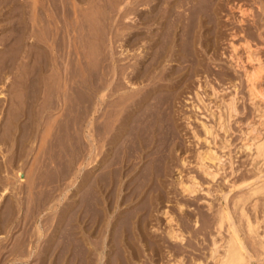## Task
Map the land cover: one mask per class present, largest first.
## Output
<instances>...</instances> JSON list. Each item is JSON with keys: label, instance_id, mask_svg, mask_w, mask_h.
<instances>
[{"label": "rangeland", "instance_id": "rangeland-1", "mask_svg": "<svg viewBox=\"0 0 264 264\" xmlns=\"http://www.w3.org/2000/svg\"><path fill=\"white\" fill-rule=\"evenodd\" d=\"M124 1L125 0H0V12H1L0 14H2L5 11L10 12V17H11V19L9 18L10 19V24H9L10 26L18 24L19 20L17 19V23L15 21H16V18H18L20 16V13H24L25 18L27 19V21L30 25H33L31 23L35 22L34 23L35 26H31V28L32 27L37 28V26H38L37 30L39 28L42 30L44 27L42 24H46L43 21V19H41L42 17H44L43 14L49 18V22H51V23L52 22L54 23V20H55L51 17V15L55 14V17L54 16L53 17L56 18L57 22L55 21V23L52 25H55V24L57 26L60 25V26H58L59 32H57L58 33V35H57L58 39H56V41H54L55 39L53 40L54 44H53V41H51L52 40V38H51L52 32L50 31L51 35L48 33L49 32L48 30H51L52 27H50V29H49V27L46 26L48 24L45 25V27H47L48 29L46 30L44 27L45 31L43 33H41L40 29L38 31L32 32L33 35H37L36 36L37 39H36V37H34L32 35L31 31H30V33L28 32V34L32 35V36H29L27 34L28 36L25 40L26 44L24 43L25 46L23 45V53H21L23 55V57L21 54L19 55V57L21 56L20 58L22 59V61L18 57L17 58L18 60L16 59V61H18V64L16 63V61L14 64V66H16V68L14 67L13 72H15L16 70L17 71L15 73H12V74L13 75L16 74V76H15L16 78L14 77L15 79H13V80L10 79L12 81V82L10 81V83H9V81H6L7 83L5 82L4 86L0 83L1 89H3L5 91V92H3L5 94V96L0 98V100L2 99L1 101L3 102L2 103L0 101L3 104V105L0 104V105H2L1 107L3 108V107L7 106V108H8L6 100L9 96L13 95L12 97H13V99H15V100L12 99L13 100L11 102L12 106H11V104L9 105V115H10V112H11V114L12 113L15 114L16 113L15 111H17V113L14 116L8 115V117L13 116V118L14 117L16 118V116L19 115V113L23 114L24 111H28V110L30 111L29 105L28 106L25 105V101H24L25 92L28 90V94H30L29 93L30 88L27 87V89H26V86L29 84V78L32 75L30 70L33 69L31 67L33 62H34V64L38 63L37 65L41 64V62L43 61L42 55H44L42 51H41L42 52L41 55H39V56H38V54L35 53L36 50L39 51L41 49L36 48V50H35V48H34L35 45L30 46V43H32V42L37 41V43L39 42L38 44H41V46H43L45 44L43 46V48H45V51H46V52H44L45 54H49L50 52H52L49 47H51V46L54 47L56 44L55 48L59 51L60 54L63 53V54H61L60 59L58 60L60 62V64L62 63L59 66H60L61 71H62L61 66L65 64V66H63V68H65L64 72L66 73V70L69 71L68 69L70 68V64L68 63V60L70 61V59H71V58L70 59L68 58V57H70V53L68 54V52H70L72 50V48H70V45H71L70 41H72V39H76V41H74V42L76 45L77 44L78 45L75 46L74 52L75 53L77 52V53L76 54L74 53L75 54L74 56L77 55L76 57H78V56L79 57L77 59L76 57L73 56V58L77 59V60L76 59L75 60L73 59V60H74V62L77 63L76 67L78 66V68L76 70H77V73L78 72L79 73L77 74L76 79L78 80V84L80 83L79 84L80 86H81L83 81L85 83L88 80L87 77L89 76L90 72L93 71V68H95V70H96V68H98L96 66L100 65L101 61L105 57L107 59V60L104 59V60H106V63L113 61L115 66H118V67L119 66H126L125 70H127L126 72L129 75V77H130V74L133 76V74L135 73L134 71H137V69H140L141 66L139 67V60L141 61L140 65L143 63L147 64L150 61V56L147 54L146 57H143L144 53H142V46H141L142 43L138 41L139 37L142 36V34L144 35V33H142V31H144L145 33L149 32V30H147V32H146L143 28H142L143 30L141 28H139L141 25L138 23L139 16L141 15L142 10H144L147 7H145V8L142 7L141 4H139V2L137 0H127L125 2ZM151 1L156 2L153 0H151ZM173 1L174 0H167V1L162 0V2H161V0H160L158 2V8L160 6L164 7V5L166 7L168 5L167 4L168 2L170 3ZM131 2H132V4H131ZM189 2H190V0H187L186 5L180 4V8L177 4H176L177 7L174 4L175 7L172 6L173 10L175 9L178 12L174 10L175 14L171 18L173 20L174 19L176 20L179 16L185 17V15H186V17H185L186 19L184 22L187 23L186 21H188V23H189V24H187L188 28H192V29H189V32H190L189 34H191L193 32L192 30H194V29L200 30V31H198L196 38H194V43L196 40V44L194 45V47H192L190 44H188L189 55L187 56L188 58H187V61L185 64L184 60H182L183 62L181 61V59H183V58H181L183 52L181 50L182 45L180 44L181 43L180 33L182 34V30H181V28L178 27L175 31L177 33V34L175 33V35H176L175 37L178 39V41L176 40V38L174 39L175 42H174V48L173 49L175 50V52L173 50V54H172L173 57H171L172 55H169L168 57H166V59H164V61H163V64L161 63L158 70H157V73H158L157 76L159 75L158 79L160 77L163 78V76L165 75V71L169 72L172 70L171 74H170L172 77L169 76L168 78H170V80L167 79L169 82L167 80H165V81H161L160 83L162 85L164 84V86H165V87H163V90L166 88V83H167L170 86V91H172V94H171V92H169V94H171L170 96L172 98L170 100L171 102H169V104H168V105H171V108H169L170 106H168L166 109V112L168 113L169 116H171L169 118H171L170 119V123L172 122L171 125L172 124L174 125V129H175L174 130L175 131L174 137L175 138H174L173 144H172V152H171V157H170L171 160L169 159V162L165 168V172L161 175L162 177L160 176V177H158L157 180L154 181L155 190H153V191L151 190L148 193L149 195L148 194L145 195V197H146L145 200L149 196L152 197V203L150 206H146L145 210L140 212L142 215V218H143V219L142 218L140 219V229L144 234L142 233L143 237H141V235H138L139 231L138 232L135 231L136 232L135 233L136 235L134 234L135 239H136V240H134L135 241V248L139 247L138 250L141 253H140V257L137 259V261H136V259H135V261L132 260L131 263H133V264H137V263L138 264L139 263L140 264H157V262H161V261H162L161 262L162 264H171V262L173 261V256L174 257H176V256L182 257L184 259V264L186 261H187L186 264H195L197 262V260L198 261L201 260L202 264H204V263L205 264H212L213 262L210 261V259L207 256V253L209 254L208 250L211 247L212 237L215 236L216 232H217V230H216L217 227L215 226L216 222L214 220L215 219L214 218V216H215L214 210L219 206V204L220 205L223 204V206H224V204H226V205H229V207H230L234 198H236L239 195H242L243 193H245L247 191V188H249L247 186L248 183H249L248 185L255 186V185L259 184L261 181H263L262 179H264L263 174H262L263 172L262 173L258 172V169H263L264 165H261L260 163L258 164L256 161L253 162L251 152L249 150L245 149L243 146V144L247 142L246 138L248 137V135L246 136V132L248 131L250 125H254L256 123L257 129L261 130L262 132H263L264 127H261L257 124L258 120H259V117H258L259 113L255 110L254 105L251 104V101L249 100V95L247 92L248 88L246 86L247 84L244 81V79H245L244 76L242 75L243 70L240 67H238L237 65H235L238 63H236L234 61V59L231 58L234 55V53L230 49L231 48L230 47L231 42L233 44H235V46H238L237 47V55L239 57H242L241 60H243V59H245L244 58L245 57V51H244L245 47L243 48V46H246L244 44L248 41L246 44H248V43L250 44L249 46H251V48L253 50H255L258 57L261 59V61H263V64H264V0H213V2H212V0H207V1L205 0L207 5H208V3H213V4H211L212 6L210 5V10L205 11L206 14L209 13L211 18L208 17V20L204 23L205 26L202 29L198 28L199 26L197 27L198 23H197V19H196L197 17L196 16H198V14L195 15L193 13V10H191L192 7L187 6V5L192 6L194 4V1H193V3H191L192 2V0H191L190 4H189ZM232 4L233 5L236 4L238 6V8L236 7V5L233 6ZM213 5L216 7L214 8ZM128 7H130V9ZM188 7L190 8V10L187 9ZM240 8L244 9L243 10L244 13H241L240 10H242V9H240ZM21 9H23V10H21ZM183 9H185V10H183ZM44 10L46 13L44 12ZM186 10L187 11L189 10L190 12H192V14L190 12H187ZM245 10H247V11H245ZM215 11L217 14H214ZM176 12H177V15H176ZM179 13H182L184 15L179 14ZM18 14H19V16H18ZM40 14H42V16ZM59 14H61V15H59ZM146 14L148 15V13H146ZM26 15H27V17H26ZM16 16H18V17H16ZM36 16H38V17H36ZM70 16H72V17H70ZM124 16L126 18L127 17L128 18L126 19ZM175 17H177V18H175ZM50 18L52 21L50 20ZM71 18L73 19V21ZM130 18H132L133 21H131ZM187 18H188V20H187ZM14 19H15V21H14ZM75 19H76V21H75ZM108 19L110 21H108ZM239 19H242V20H239ZM41 20L44 23L41 22ZM69 20H70V22H69ZM114 20L117 22V24L115 23ZM36 21L37 22L39 21L40 26ZM240 21H241V23H240ZM210 22H212V23H210ZM13 23H15V24H13ZM67 23H69V24H67ZM71 23H74V24H71ZM192 23H194V24H192ZM206 24L208 26H206ZM3 25H4V23H3ZM66 25H67V27H66ZM10 26H9V29H6V30H1V28H0V50H1L0 55L2 56V54H4V51H7L8 47L10 48V50H8L9 52L7 51V53L5 52V54L2 57L0 56V61H1L0 66L2 64L4 65L5 60H3V58L6 59V63L8 62L7 58L9 56H7V55H12L9 58L13 57L12 53H14V52H12L11 49L19 46L18 43L16 44V42L18 41V35H16L17 33H14V32H16V30H14V32H12L13 33L12 34L11 30H10L11 29ZM71 26H72V29H71V31H69L70 29H67V28H71ZM61 27H64V28H61ZM31 28H30V30H31ZM33 28H32V30L36 29V28H34V29ZM75 28H77V29H75ZM206 28H207V30H205ZM3 31H4V33H3ZM5 31H7V33H10V34L8 35ZM37 32H39L41 35ZM73 33L74 34L76 33L77 35L76 34L73 35ZM134 33L136 35H134ZM115 34H116V36H115ZM137 34H139V35H137ZM6 35H8L10 38L8 36H7L8 37L7 38ZM48 35H50V37ZM59 36L62 39H60ZM178 36L180 38H178ZM205 36L207 37V39ZM31 37H33V38H31ZM38 37H40V38H38ZM1 38L5 41H3ZM13 38L16 39V42ZM242 38H243V40H242ZM133 39L136 40V42H134ZM246 39H247V41H246ZM7 40H8V42H7ZM27 41H29L28 42L29 46L27 44ZM41 41H44V43H42ZM243 41H244V43H243ZM5 43H6V46H4ZM7 43H9L10 45L8 46ZM1 45H3V46L1 47ZM15 45H18V46L15 47ZM28 47L30 49L32 48L33 52L35 51L34 52V54H36L35 56L34 55L30 56L33 54V52H30V55L26 54ZM59 47H61V48H59ZM76 47H78V48H76ZM191 48H193V49H191ZM196 49H197V53L200 56H198L196 54L193 55V51L196 52ZM140 50H141V52H140ZM13 51H15V49ZM16 51H17V49H16ZM148 51H150V50H148ZM177 51H178V53H177ZM180 52H182V53H180ZM37 53L40 54V51ZM28 54H29V52H28ZM66 55H69V56H67L68 60L66 58ZM176 55L179 56V59H177L178 56L176 57ZM49 56H48V59H50ZM32 57H35V58H33L34 60L31 59ZM37 57H39L40 60L36 59ZM40 57H42V58H40ZM209 57H211V58H209ZM168 58L173 59V60L169 59L171 63L169 62ZM197 59L200 61H203V62L197 61ZM30 60H32V61H30ZM99 60H100V63L98 62ZM142 60H143V62H142ZM166 60H168V61H166ZM80 61H82V62L80 63ZM116 62H118V63H116ZM179 62H180V64H179ZM231 62H233V63H231ZM97 63H99V64H97ZM197 63L199 64V66L195 67L196 65H198ZM146 64H144V65H146ZM18 65H19V67H17ZM28 66H30L31 68ZM133 66L136 67L135 68L136 70L134 69ZM137 66H138V68H137ZM50 68L52 71H50ZM50 68L48 67V69H47L48 71L46 70V72H45L46 79L48 78V80L46 81V85H45L46 87L48 84L51 85V80H52V78H54V73H52L54 71L52 68V65H50ZM163 68L165 70H163ZM159 69H161V70H159ZM167 69H171V70L167 71ZM240 69L242 71H239ZM131 70H133V74H132ZM25 72H26V74H25ZM49 73L53 76H51ZM65 73H63V74H65ZM160 73L161 74L164 73V75L162 74L163 76H161ZM46 74L48 75V77ZM178 74H179V76H178ZM183 74H185V75H183ZM222 74H224V75H222ZM13 75L11 76L12 78H13ZM128 75H125V76H128ZM173 76H174V78H173ZM181 77H182V79H181ZM49 81H50V83H49ZM47 82H48V84H47ZM231 82H233V83H231ZM8 83H9V85H7ZM136 83L138 85V86H136V88H140L144 85V84L142 85V83L139 84V82H136ZM146 83H147V81H146ZM261 83L264 86V72L262 75ZM24 84H25V87H24ZM173 84H174V86H171ZM49 85H48V88H49ZM126 85H128V84H126V82H125V91H129V90L133 89L132 87H131L132 89L129 87L126 88L127 87ZM8 86H11V87H8ZM18 86H20V87H18ZM211 87L214 88V90H215L214 92H213ZM79 90H81V91H77L74 94L75 95L74 96L75 104H76V100L78 102L76 104L78 106H77V111L75 113V116H77L80 120L79 121L77 118V123H79V124H77V126H79V130L81 128L83 130V131L80 130L79 134H80V137L82 138V141L85 144L84 145L83 143H81L82 149L83 150L85 149L84 150V154H85L87 151V146H86L85 142H87V140H85L83 137L85 136V138H86L87 133H88L86 131L88 130L87 126H88V119L89 118L87 117L84 119V122L83 121L81 122V114L83 112V109L86 106H88L87 105L88 104V99H87L88 93H86L87 90L83 89L82 87L79 88ZM7 91L10 92L9 96H8ZM11 92H13V93H11ZM21 93H22L23 99H22ZM173 93H174V95H173ZM196 93L198 94V96H196ZM231 93L234 94L233 96L236 99L235 103H236V110L237 111L235 114H233V116L231 118L228 119V117L224 114L222 99H225V100L229 99L232 96ZM14 94L17 96H15ZM47 94H44V96ZM81 95H82V97H80ZM44 96L41 99L39 98V100H41V101L38 100L39 101L38 103L42 104L41 102H43V100L45 101V99H43ZM12 97H10V98H12ZM14 97H16L19 100H17ZM19 97L21 98L22 101L20 100ZM45 97H47L46 98V101H47V99L49 98V94H48V96H45ZM4 101H6V103ZM46 101L42 105L47 104L48 101L47 102ZM19 103L20 104L22 103L20 105V107L23 106L21 109L19 107ZM16 105H18V106H16ZM259 105H260V107H259V109H260L261 106L263 105V103L259 102ZM14 106H15V108H17V107L18 108L17 109L12 108ZM35 107L32 106L33 113L37 109L35 114H39L38 113L39 112L38 106H35ZM12 110H13V112H12ZM20 110H23V111H20ZM169 111L172 113L171 115H170ZM26 113H28V112H26ZM77 113L78 114L80 113V114L78 115ZM220 114H223V116L225 117V120H226V118L228 119L225 122L226 131H224L225 129L220 127V124H218L217 118ZM29 116H30V114L28 113V115H26V117H29ZM30 119L32 122L30 121ZM22 120L24 121L23 118H21V121ZM25 120L26 121H24V122H26L28 127L30 126L29 128L33 129L32 126L34 125L33 124L34 121H33L32 117H30L29 119L25 118ZM28 121H30V122H28ZM44 121H45V123L43 121H41V122H43V124L41 123L42 129L43 128L46 129V127H43V125H46V121H47L46 126H48V122H50L51 120L50 121L44 120ZM52 121H53V119H52ZM52 121L50 122L51 124L49 123L50 124L49 126L55 125L54 121H53L54 124L52 123ZM85 124H87V125H85ZM202 124H205L206 126L212 128V131L214 132L216 137L212 138V136H210V135H205L203 128H202ZM175 125H176V127H175ZM51 128L52 127H50V129ZM47 129H48V127H47ZM47 129H46V131L40 129L39 132H37L38 134L36 133L34 135V136H36L35 138L32 136L33 139H31L30 140L31 142H29L30 144H28V148L32 149L31 153L29 154V158H28L29 162H27V164H25L27 166L24 165L23 168L18 167L19 169H21L19 171V173L21 174V177H22L23 181H25V182H23L22 179L20 182V180L18 179V175H17V169L18 168H14L12 173L10 172L8 174L11 176H8L5 172L1 173L0 178H3V179H1V181H4L5 177H6V179H9L11 177V180H9V181L13 182L14 185H16V186H15V188L8 189V191L3 193L2 199L0 198V264H37V263L40 264L41 263L40 258L43 259L41 264H58L59 263V260L58 261L56 260V259H59L58 244L60 241L59 230H57V229H59L58 227H59V217H60L58 215H60L62 208H67V210L71 209L70 206L72 205V201L74 202V200H75V195H74V192L76 189L75 186L78 184L80 177L82 175H86L84 172L88 173L90 171V170L88 171L90 166L86 165V163L89 162V160L86 156L83 158L84 160H80V162L82 161V163H83L81 165V167H79L80 166L79 164L74 166V168H72V170L70 171V174L66 178L62 179L64 183L62 182V180L58 183L51 182V177L49 176L50 174H48L50 172H48V171H50L49 168H51L53 165H52V163H50V160H48V158L47 159H45V158H46V156L49 155V154L47 155V153H49L48 152L49 147H47L48 146L47 142L49 141L50 137L52 136V135H50V133L51 134L53 133V131L51 132V130L53 128L51 130L50 129L48 130L50 132H48ZM44 132H47L46 135ZM1 133H3V132L1 131ZM42 133H44V135L46 137L43 136ZM45 138H48V139H45ZM204 138H206L208 142H206L204 140ZM21 140L23 141V140H25V138L24 139L21 138ZM65 140L63 141L64 143H65ZM40 143H42V144H40ZM36 147H37V149H36ZM41 147H42V149H41ZM209 149L212 150L214 153H216L218 156H220L222 159V162H223L222 168L219 170L218 174L216 175V177L214 179H211L210 177L203 175L202 171L198 169V163L200 162L198 159V154L203 153L205 151H208ZM45 151H46V153H45ZM36 152H39V153H36ZM34 153H35L36 157H35ZM43 155H45V156H43ZM30 157H32L33 160ZM37 157H38V159H37ZM63 157L59 158V160L61 162L62 161L66 162V160L63 159ZM181 158H183L185 162H183L182 161L183 159H181ZM36 159H37V161H36ZM40 159H41V161H40ZM44 159L46 160V162ZM42 160H44V161H42ZM30 162H31V165L33 166L34 169L31 167V165H29ZM35 162L39 163L40 165L38 164V166H37V164ZM41 162H42V165H44L45 163H46L45 165L50 163L48 166L52 165L51 167H48V168H47V166H45V168H47V170H46L47 173H46V171L45 172L42 171L44 169L43 168L44 166L41 165ZM47 162H49V163H47ZM170 163H171V165H170ZM206 163H207V165L208 164L211 165L210 169L212 171H215L217 169L216 166H214V168H213V166L210 162L206 161ZM37 167L39 170L36 169ZM29 169H30V171H29ZM75 170H76V173H75ZM39 171L41 173H39ZM99 171L100 170L96 168L95 170H93L89 173L90 174L89 177H91V175L94 176V174L99 173ZM30 173L31 174L33 173V174L31 175ZM78 173H80V174H79V177L77 178V176H75V175H77ZM29 174H30V178H29ZM36 174H37V176H36ZM40 174H42V175H40ZM3 175H5V177ZM33 175H35V176H33ZM23 176L25 178L27 176L28 178L25 179V178H23ZM32 176H33V178H31ZM44 176H45V178H44ZM191 176H193L195 178V181H197V183L199 185L198 190L191 195H188V194L186 195V193L183 194V192L180 190V186H178L177 181L181 180L183 182H188L189 179L193 178ZM163 177H165V178H163ZM257 177H258V179H257ZM240 178H241V180H240ZM6 179H5V181H6ZM68 182H70V183H68ZM30 183H32V184H30ZM36 183H37V185H36ZM29 184H30V187L28 186ZM33 184H34V186H33ZM63 184H65V185L63 186ZM20 186L22 188H20ZM50 186H51V188H50ZM28 189L30 190V192ZM41 190H44V192ZM0 191H1V189H0ZM155 192H156V194L154 195ZM152 193H153V195H152ZM36 194H37V196H36ZM48 194H49V196H48ZM122 194H125V192H122ZM44 196H46V197H44ZM224 196H226V200H224ZM41 197L44 199H42ZM30 199H32V200H30ZM44 200H46V201H44ZM49 200H51V201H49ZM57 200H58V202H56ZM145 200L143 202H145ZM42 201L45 203H43ZM65 201H66V203H65ZM225 201H227V202H225ZM41 203H42V205H41ZM178 203L183 205L181 207L183 210L180 211V214H179V204ZM209 203L212 206V208L210 210L208 209ZM253 203H256L255 207H253V205H252ZM262 204L264 205V194L258 195L257 197L255 196L254 198H251L249 201H247L245 208H246L247 212L249 213L248 215L252 219L256 218V216H257L258 220L262 219V217L264 216V214H263L264 213V206ZM40 205H41V208H40ZM62 205H64V206H62ZM122 206H123V204H122ZM139 206H141V205H139ZM137 208H138V205L130 206L128 208L124 204V206L122 207V210H124L126 212L125 213L123 212L122 215H125L126 213L131 212V211H135L134 209H137ZM164 211H165V213L168 212V214L166 216L163 213ZM148 214H150V215H148ZM168 215H170V217H172V218L174 217L173 222L176 220L174 222L175 224L173 222H171V225L174 227L177 225V227H179V229L182 231L183 236L186 235V236H184L185 237L184 240H186V241H183L184 243L181 244L182 246L181 245L179 246V244L177 246V243L172 242L171 240H169L166 237L165 229L168 226L167 221H166L167 218L169 217ZM233 216H234V219L236 221L239 220V225L241 222L243 223V224L241 223L242 225H240V227L243 226L242 227L243 229L240 228V230H241L240 233H242L240 235L243 238V240L245 241V245L248 246L247 249L251 250V252L253 251L254 253L257 252L259 250V248L256 245L255 241L252 239L248 240L249 238L246 239L247 236H245V234L243 235V233H244V221L240 218L239 213L235 212V213H233ZM144 218H146V219L144 220ZM25 219H26V221H25ZM141 221L144 223L142 224ZM42 225H44L45 227H43ZM50 225H52V226H50ZM260 226H262V224H260ZM34 230H36V231H34ZM259 230H261V228ZM30 232H32V233H30ZM33 232H35V233H33ZM223 232H224V230L222 229V233ZM55 234H56V236H55ZM212 234H214V235H212ZM107 235H108V232H107ZM224 235H225V232H224ZM147 237H148V240L143 239L145 242L143 240H141L142 238H147ZM108 238H109V236L107 237V239ZM26 239H27V241H26ZM50 239H52V240H50ZM150 239H151V241H154L160 245L159 253L154 254L153 249H152V245L150 244V241H149ZM162 241H164V242H162ZM40 243H41V246H40ZM186 243H188V244H186ZM14 245H17V246H14ZM183 245L185 248H183ZM249 245H251V246H249ZM48 246H49V248H48ZM176 246L178 249H176ZM254 246L256 249L254 248ZM53 247H55V248H53ZM249 247L250 248L252 247V248L249 249ZM19 248H20V250H19ZM9 249H10V251H9ZM46 249H47V251H46ZM175 249H176V251H174ZM181 249H183V251L185 250L187 253L182 252ZM23 250H24V253H23ZM30 250H31V252H30ZM180 250H181V253H180ZM50 251H51V253H50ZM146 251L148 253H146ZM163 251H165V252H163ZM10 252H12V253H10ZM112 252H113V250L111 252H109V254H108L109 264L110 263L114 264V260L117 257L116 256L117 252L115 251V252H113V254H112ZM171 252H175V254L171 253ZM190 252H192V254H194V255L196 254V255L194 256V255L190 254ZM166 253H167V255H166ZM26 255H30V256H26ZM48 255H49V257H48ZM171 255H172V257H170ZM186 255H188V256L186 257ZM159 257H161V258H159ZM166 257H167V259H166ZM196 258H198V259H196ZM68 259L70 260V257ZM260 261L257 262L256 260H252L251 264H257V263L258 264H264V262H262L264 260H262L261 262ZM53 262H55V263H53ZM166 262H169V263H166Z\"/></svg>", "mask_w": 264, "mask_h": 264}, {"label": "bare ground", "instance_id": "bare-ground-1", "mask_svg": "<svg viewBox=\"0 0 264 264\" xmlns=\"http://www.w3.org/2000/svg\"><path fill=\"white\" fill-rule=\"evenodd\" d=\"M125 1H127V0H125ZM137 1L139 2V4H141L142 7H144V8L147 7L144 10H142L141 15L139 16L138 23L141 25L139 28H141V29L143 28L146 32H147V30H149V32L145 33L144 31H142V33H144V35L142 34V36L139 37L138 41L142 43L141 44L142 53H144L143 57H146L148 54L150 56V61L147 64L143 63L140 65L141 61L139 60V67L140 66L141 67H140V69H137V71H134L135 73L133 74V70L136 68L133 66L134 69L132 68L133 70H131L133 76L130 74V77H129V75L126 72L127 70H125L126 66H119V67L115 66L113 61L106 63L107 59L105 57L104 59H106V60L103 59L101 61V63L99 60L98 62L100 63V65L96 66L98 68H96V70H95V68H93V71H91L89 76L87 77L88 80L87 81L85 80L86 81L85 83L83 81L81 86H80L79 85L80 83L78 84V80L76 79L77 74L79 73V72L77 73V70H76L78 68V66L76 67L77 63L74 62V60L76 58L78 59V57H79V56L76 57L77 55L74 56L77 53V52L76 53L74 52L75 46L78 45V44L76 45L74 42V41H76V39H72V41H70V44H71L70 48H72V50L70 49L71 50L70 52L67 51L68 54L70 53V57H68V58L69 59L71 58V59L69 61L67 58V56H69V55H66L68 63L70 64V68L68 69L69 71L66 70V73L64 72L65 68H63V66H65V64L61 66L62 71H61V68L59 66L62 63L60 64V62L58 60L60 59V56L63 53L60 54L59 51L55 48L56 44L54 47H52V46L49 47L52 52L55 50L54 51L55 53L50 52L49 54H45L44 52H46V51H45V48H43V46L45 44L44 45L42 44L43 46H41V44H38L39 42L37 43V41L36 42L31 41L32 43H30V46L35 45V47H34L35 50H36V48L41 49V50H39L40 54L37 53V52H39L37 50H36V52L35 51L34 52L36 54H38V56L41 55L42 52L44 55H42L43 58L40 57L43 59L42 62L40 61L41 64L37 65L38 63L34 64V62H33L32 66H31L33 69L30 70L32 75L29 78V84L28 83H27L28 85L26 84L27 85L26 89H27V87L30 88L29 89L30 94H28V90L25 92L24 101H25V105H27V106L29 105L30 111L27 109L28 111H24L23 114L19 113V115H17L16 118L15 117L13 118V116L17 113V111H15L16 112L15 114H13V113L11 114V112H10V115H9V105L11 104V102L13 100H15L12 97L13 95L9 96L10 92L7 91L8 96H9L8 97L9 99L6 97L8 108H7V106L2 108L1 106L3 105L2 104L3 102L1 101L2 99L0 100L2 102V103L0 102V104H2V105H0V119H1L0 120V160H1L0 161V177H1V173L5 172L8 175L10 172L12 173L14 168H18V167L23 168L24 165L27 164V162H29L28 158H29V154L31 153L32 149L28 148V144H30L29 143V142H31L30 140L33 139L32 136L35 138L36 136H34V135L37 132H39L40 129L46 131L47 127H48L47 131L50 129V127H52L53 129L51 128L52 130L51 129L50 130H51V132L53 131V133L52 134L50 133V135H52V136L50 137L49 141L47 142L48 143L47 147H49V149H48L49 153H47V155L48 154L49 155L46 156L45 159L48 158V160H50V163H52L53 166L52 165L48 166L50 164L49 162H47V163H49L47 165H45L46 163L44 165H42V162H41V165L44 166L43 167L44 169L42 170L44 172L47 170L48 167L52 166L51 168H49L50 171H48V172H50L48 174H50L49 176L51 177V182L58 183L70 174V171L72 170V168H74V166L79 164L80 165L79 167H81V165L83 163H82V161L80 162V160H84L83 159L84 157L87 156V158L89 160V162L86 163V165L90 166V168L88 169V171L89 170L90 171L88 173L84 172L86 175H82L80 177L78 184L75 186L76 187L75 192H74L75 200H74V202L72 201V205H71L73 208L71 206H70V208H71L70 210L69 209L67 210V208H62V211L60 210L61 211L60 215H58V216H60L59 217V227H58L59 229H57V230H59V239H60L59 244H58L59 259H56L57 261L59 260L58 264H109L108 254L112 250H113V252H115V251L117 252L116 253L117 257L114 260V264H133V263H131L132 260L135 261V259H136V261H137V259L140 257L141 252H139V250H138L139 247L135 248V241L134 240H136V239H135L134 234L136 233L135 231H137V232L139 231L138 235H141V237H143L144 233L140 229V219L142 218V215L140 212L145 210L146 206H150L152 203V197L149 196L145 200V198H146L145 195L148 194L151 190L152 191L155 190L154 181L157 180L158 177H160L165 172V168H166V166L169 162V159L171 157L172 144H173V140L175 138L174 137V133H175L174 130L175 129H174V125L173 124L171 125L172 122L170 123L171 118H169V117H171V116L168 115V113L166 112V109L168 106H170L169 108H171V105H168V104H169V102H171L170 100L172 97L170 95L172 94V91H170V86L167 83H166V88L163 90V87H165V86H164V84L162 85L160 82L165 81L167 79L170 80V78H168V77L171 76L170 74H171L172 70L167 69V71L168 70H171V71H169V72L165 71V75H164V73H162L164 76L160 73L161 76H163V78L160 77L159 79H158L159 75L157 76V74H158L157 70H158L160 64L161 63L163 64L164 59H166V57H168L169 55L173 54V50H174L173 48H174V42H175L174 39L176 38L175 37L176 36L175 31L178 27L181 28V30H182V34L180 33V36H181V40H180L181 43L180 44L182 45L181 50H182L183 54H182L181 58H183V59H181V61L184 60L185 64H186V61L188 58L187 56L189 55L188 44H190L192 47H194V45L196 44V40L194 43V38H196V35H197L198 31H200V30L194 29V30H192L193 32L191 34H189L190 33L189 29H192V28H188V25H187V24H189L188 21H186L187 23L184 22L186 19L185 18L186 15H185V17L184 16H179L178 18L175 17V18H177L176 20L175 19L173 20L171 18L175 14L174 13L175 9L173 10L172 6H174V4L175 5L177 4L180 8V4L186 5L188 3V2L186 3L187 0H174L173 2H170V3L168 2L167 3L168 5L166 7H165V5H164V7L160 6L161 7V8L159 7L160 9L158 8V2L160 0H153L156 2H152L151 0L150 1L149 0H137ZM193 1H194V4L192 6H190V5H187V6L192 7L191 10H193V13L195 15L198 14V16H196L197 17L196 18L197 23H198L197 27L199 26L198 28L202 29V28H204V26H205L204 23L208 20V17L211 18L209 13L206 14L205 11L210 10V5L213 3H208V5H207L205 0H192V2L190 0L191 3H193ZM161 2H162V0H161ZM190 2H189V4H190ZM212 2H213V0H212ZM131 4H132V2H131ZM177 5H176V7H177ZM234 5H236V4H234ZM189 7L187 9L190 10ZM215 7L216 6H214V8ZM236 7L238 8L237 5H236ZM128 8L130 9V7H128ZM240 9H242V8H240ZM21 10H23V9H21ZM183 10H185V9H183ZM189 10L188 11L186 10V11L190 12ZM243 10L244 9L240 10L241 13H244ZM175 11H177V10H175ZM245 11H247V10H245ZM44 12H45V10H44ZM177 12H176V15H177ZM146 13H148V15ZM190 13L192 14V12H190ZM179 14H182V13H179ZM214 14H217L216 11ZM40 15L42 16V14H40ZM59 15H61V14H59ZM182 15H184V14H182ZM18 16H19V14H18ZM18 16H16V17H18ZM43 16L44 17H42L41 19H43V21L48 25H46V24H42V25L44 27H45V25L48 26L49 29H50V27H52L51 30H48L49 31L48 33L50 34V31H51L52 32V35L50 34L51 38H52L51 41H53L54 39H55L54 41H56V39H58L57 38L58 37L57 32H59L58 26H60V25H58V26L56 24L52 25L56 21V18H54L55 14L51 15V17L53 19H55L54 23L49 22V18L46 17L44 14H43ZM26 17H27V15H26ZM36 17H38V16H36ZM70 17H72V16H70ZM9 18L11 19L10 12L5 11L2 14H0V28H1V30L9 29V26H10L9 25L10 24ZM17 19L19 20L18 24L13 23L15 25H13V26L11 25L10 30H11V33L14 32V30H16V32H14V33H17L16 35H18V41L16 42V39H14V38L13 39L15 40L16 44L17 43L19 44V46L15 45V47L16 46H18V47L11 49L12 52H14V53H12L13 57L9 58L12 55H7V56H9L7 58V61H8L7 63H6V59L3 58V60H5V62L3 61L4 65L1 63L2 65L0 66V83L3 86H4V83L6 81H9V83H10L11 80L16 78L15 77L16 74L15 75L12 74V73H15L17 71L16 70L15 72H13L14 67L16 68V66H14V64H15L16 59L19 57V55L21 53H23V45H24V43L26 44L25 40H26L27 36L29 35L28 32L30 33V31H31V33H32L33 31H38L40 29L39 28L37 30V28H38V26H37V28L34 27L36 29H34L32 27L34 29V30H32L31 26H35L34 25L35 22L31 23L33 25H30L28 23L27 19L25 18L24 13H20V16L18 18H16V21L14 19V21L16 23H17ZM130 19H131V21H133L132 18H130ZM50 20H51V18H50ZM187 20H188V18H187ZM239 20H242V19H239ZM43 21L41 20V22H43ZM72 21H73V19H72ZM75 21H76V19H75ZM108 21H110V20L108 19ZM69 22H70V20H69ZM3 23H4V25H3ZM37 23L40 26L39 21ZM115 23L117 24L116 21H115ZM210 23H212V22H210ZM240 23H241V21H240ZM67 24H69V23H67ZM71 24H74V23H71ZM192 24H194V23H192ZM206 26H208V25L206 24ZM44 27L42 29L43 31L40 29L41 33H43L45 31V29L46 30L48 29L47 27H45V29H44ZM64 27H61V28H64ZM66 27H67V25H66ZM30 28H31V30H30ZM67 29H70L69 31H71L72 26H71V28H67ZM75 29H77V28H75ZM205 30H207V28ZM5 32L7 33V31H5ZM3 33H4V31H3ZM37 33H39V32H37ZM7 34L9 35L10 33H7ZM75 34L73 33V35H75ZM8 35H6V37ZM32 35H33V33H32ZM32 35H29V36H32ZM50 35H48V36L50 37ZM134 35H136V34L134 33ZM137 35H139V34H137ZM33 36L36 37L37 35H33ZM115 36H116V34H115ZM31 38H33V37H31ZM38 38H40V37H38ZM59 38H60V36H59ZM178 38H180V37L178 36ZM36 39H37V37H36ZM60 39H62V38H60ZM206 39H207V37H206ZM8 40H7V42H8ZM176 40L178 41L177 38H176ZM242 40H243V38H242ZM3 41H5V40H3ZM54 41H53V44H54ZM246 41H247V39H246ZM28 42L29 41H27V44H28ZM41 42L44 43V41H41ZM134 42H136V40H134ZM243 43H244V41H243ZM246 43L244 44L246 46H243V48L245 47V50H244L245 51V57H244L245 59L241 60L242 57H239L237 55V47L238 46H235V44H233L231 42L230 43L231 44L230 49L234 53V55L231 58L234 59V61L236 63H238L235 65H237L238 67H240L243 70L242 75L244 76V78H245L244 81L247 84L246 86L248 88L247 92L249 95V100L251 101V104L254 105L255 110L259 113V115H258L259 120H258L257 124L261 127H264V86L261 83L262 75L264 72V64H263V61H261V59L258 57L255 50H253L251 48V46H249L250 44L249 43L246 44ZM7 44H8V46L10 45L9 43H7ZM2 46L3 45H1V47ZM4 46H6V43L4 44ZM28 46H29V44H28ZM59 48H61V47H59ZM76 48H78V47H76ZM14 49H15V51H13ZM16 49H17V51H16ZM191 49H193V48H191ZM8 50H10L9 47H8ZM148 50H150V51H148ZM7 51H4V54H5V52L7 53ZM27 51L29 52V54ZM27 51H26V54L30 55V52H33V49L32 48L30 49L28 47ZM178 51H177V53H178ZM0 52H1V50H0ZM34 52L30 56H33V55L35 56L36 54H34ZM140 52H141V50H140ZM174 52H175V50H174ZM182 52H180V53H182ZM4 54H2V56ZM194 54L200 56L197 53V49H196V52L193 51V55ZM48 56L50 59H48ZM73 56L76 58H73ZM177 56L178 55H176V57ZM22 57H23V55H22ZM171 57H173V55ZM33 58H35V57H32L31 59L34 60ZM209 58H211V57H209ZM36 59H39V57H37ZM169 59H172V58H168V60ZM177 59H179V56L177 57ZM20 60L22 61L21 58H20ZM32 60H30V61H32ZM168 60H166V61H168ZM197 61H200V60L197 59ZM81 62L82 61H80V63ZM142 62H143V60H142ZM169 62H170V60H169ZM200 62H203V61H200ZM16 63L18 64V61H16ZM99 63H97V64H99ZM116 63H118V62H116ZM231 63H233V62H231ZM144 64H146V65H144ZM179 64H180V62H179ZM19 65L17 67H19ZM50 65H52V68L54 70L52 72V73H54V78H52V80H51V85H49L47 82V84L49 85V88H48V85H47V87L45 86L46 81L48 80V78L46 79L45 72L48 69V67L50 68ZM197 66H199V64L196 65L195 67H197ZM28 67H30V66H28ZM137 68H138V66H137ZM241 69L239 71H242ZM159 70H161V69H159ZM163 70H165V69L163 68ZM50 71H52L51 68H50ZM62 72L65 74H63ZM25 74H26V72H25ZM12 75H13V78L11 77ZM125 75H128V76H125ZM183 75H185V74H183ZM222 75H224V74H222ZM51 76H53V75H51ZM178 76H179V74H178ZM47 77H48V75H47ZM173 78H174V76H173ZM181 79H182V77H181ZM146 81H147V83H146ZM125 82H126V84L129 85V86L126 85L127 86L126 88L132 87L133 89L131 88L132 90L125 91ZM136 82H139V84L142 83V85L143 84L144 85L143 86L141 85L142 87H140V88H136V86H138ZM9 83L7 85H9ZM49 83H50V81H49ZM231 83H233V82H231ZM171 86H174V84ZM8 87H11V86H8ZM18 87H20V86H18ZM24 87H25V84H24ZM81 87L83 89L87 90L86 93H88V95H87L88 96V98H87L88 99V104H87L88 106H86L83 109V112L81 114V122L82 121L84 122L85 118H87V117L89 118L88 119V126H87L88 130L86 131L88 133H87L86 138H85V136L83 137L85 140H87V142H85L86 146H87V151L85 154H84L85 149L83 150L81 147V143L84 144V142L82 141V138L80 137V134H79V131L82 130V128L79 130V126H77V124H79V123H77L78 117L75 116V113L77 111V106H78L76 104L78 102L76 100V104H75V101H74V96H75L74 94L77 91H81V90H79V88H81ZM212 90H213V92L215 91L214 88H212ZM3 92H5V91L3 89H1V87H0V98L5 96V94ZM169 92H171V94H169ZM11 93H13V92H11ZM22 93H21V96H22ZM47 93L49 94V98H48L49 100L47 99L48 102L46 101L47 97H45V96H48ZM44 94H47V95L44 96ZM42 95L44 96L43 99H45L47 104L42 105L45 102L44 100H43V102H41L42 104L38 103L39 101H41V100H39V98L41 99L43 97ZM173 95H174V93H173ZM233 95L234 94H232V96L229 99H226V100L222 99L224 114L228 117V119L231 118L233 116V114H235L237 111L236 110V103H235L236 99ZM15 96H17V95H15ZM196 96H198L197 93H196ZM10 97H12V98H10ZM80 97H82V95ZM14 98H16V97H14ZM22 99H23V96H22ZM17 100H19V99H17ZM20 100H21V98H20ZM6 101H4V102L6 103ZM259 102L263 103V105L261 106L260 109H259V107H260ZM21 104L19 103V107ZM11 106H12V104H11ZM16 106H18V105H16ZM32 106H34V107L38 106V108H39L38 113L39 114H35L37 109L33 113ZM22 107H20V109ZM12 108H15V106ZM17 108H15V109H17ZM20 111H23V110H20ZM12 112H13V110H12ZM26 112H28L30 114L29 117H26V115H28V113H26ZM171 114L172 113L170 112V115ZM8 115L9 116L13 115V116L8 117ZM30 117H32V119L34 121L33 122L34 125L32 126L33 129H30L29 128L30 126L28 127L26 122H24V121H26L25 118L29 119ZM21 118H23L24 121L23 120L21 121ZM52 119H53L55 125L49 126L51 124L50 122L52 121ZM217 119H218V124H220V127L225 129L224 131H226L225 122L228 119L226 118V120H225V117L223 116V114H220ZM44 120H49V121L51 120L50 122H48V126H46L47 121H46V125H43V127H46V129L41 128V123L42 124H43V122L45 123ZM78 120H79V118H78ZM30 121H31V119H30ZM30 121H28V122H30ZM41 121H43V122H41ZM53 121H52V123H53ZM85 125H87V124H85ZM175 127H176V125H175ZM202 128H203L205 135H210V136H212V138L216 137V135L212 131V128L206 126L205 124H202ZM1 131L3 133H1ZM48 132H50V131H48ZM44 133L46 135L47 132H44ZM44 133H42L43 136H45ZM247 135H248V137L246 138L247 142L243 144L244 148L251 152L253 162L256 161L258 164L260 163L261 165H264V129H263V132L261 130L257 129L256 123H255L254 125L249 126V129L246 132V136ZM21 138L22 139L25 138V140L22 141ZM48 138H45V139H48ZM64 140H65V143L63 142ZM204 140L206 142H208L206 138H204ZM40 144H42V143H40ZM36 149H37V147H36ZM41 149H42V147H41ZM36 153H39V152H36ZM45 153H46V151H45ZM34 155H35V153H34ZM43 156H45V155H43ZM35 157H36V155H35ZM62 157H63V159L66 160V162H63V161L61 162L59 160V158H62ZM30 158L32 159V157H30ZM183 158H181V159H183ZM37 159H38V157H37ZM37 159H36V161H37ZM198 159L200 161L198 163V169L202 171L203 175H206V176L210 177L211 179H214L216 177V175L218 174L219 170L222 168L223 162H222L221 157L218 156L216 153H214L210 149L208 151L203 152V153H199ZM44 160H42V161H44ZM40 161H41V159H40ZM182 161L185 162L184 159ZM206 161L210 162L212 164L213 168H214V166H216L217 169L215 171H212L210 169L211 165L208 164L209 165L208 166ZM45 162H46V160H45ZM35 163L38 166L39 163H37V162H35ZM29 165H31V162ZM170 165H171V163H170ZM25 166H27V165H25ZM45 166H47V168H45ZM31 167L33 168L32 165H31ZM96 168L100 170L99 173L94 174V176L91 175V177H89L90 176L89 173L91 171L95 170ZM36 169L39 170L38 167ZM263 169H258V172L259 173L263 172L262 174H263V178H264V170ZM20 170L21 169H19V168L17 169V175H18V179L21 182L22 177H21V174L19 173ZM29 171H30V169H29ZM40 171H39V173H41ZM46 173H47V171H46ZM75 173H76V170H75ZM30 174H29V178H30ZM79 174L80 173H78L75 176H77V178H78ZM40 175H42V174H40ZM3 176L5 177V175H3ZM8 176H11V175H8ZM24 176H23V178H25ZM33 176H35V175H33ZM33 176L31 178H33ZM36 176H37V174H36ZM191 177H193V176H191ZM26 178H28V177L26 176ZM44 178H45V176H44ZM163 178H165V177H163ZM1 179H3V178H0V189L2 191V192L0 191V198L2 199L3 193L8 191V189H10V188H15L16 185H14L13 182L9 181V180H11V177L9 179H6V177H5L4 181H1ZM5 179H6V181H5ZM257 179H258V177H257ZM240 180H241V178H240ZM262 180L263 181L260 180L261 182L255 186L248 185L249 184L248 183L247 186L249 188H247V191L245 193L242 192L243 193L242 195H239L236 198H234L230 207H229V205H226V204H224V206H223V204H221V205L219 204V206L215 210L213 209L214 214H215V216H214L215 219L213 217L212 218L216 222V225L215 224L214 225L217 227V229H216L217 232L214 230L216 232V235L212 237L211 247L208 250L209 254L207 253V256L210 259V261H212L214 264H251L252 260H256L257 262H259L260 260L261 261L264 260V216L262 217L261 220H258L257 216H256V218L252 219L248 215L249 213L247 212V210L245 208L247 201H249L251 198H254L255 196L257 197L258 195L264 194V179H262ZM22 181H23V179H22ZM23 182H25V181H23ZM62 182H63V180H62ZM177 182H178V186H180V190L183 192V194L186 193V195L187 194L191 195V194L195 193L199 187V185H198L197 181H195L194 177L189 179L188 182H183L181 180L177 181ZM68 183H70V182H68ZM30 184H32V183H30ZM30 184L28 185L29 187H30ZM36 185H37V183H36ZM64 185L65 184H63V186ZM33 186H34V184H33ZM20 188H22V187L20 186ZM50 188H51V186H50ZM41 191L44 192V190H41ZM29 192H30V190H29ZM122 192H125V194H122ZM155 194H156V192L154 193V195ZM152 195H153V193H152ZM36 196H37V194H36ZM48 196H49V194H48ZM44 197H46V196H44ZM42 199H44V198H42ZM30 200H32V199H30ZM144 200H145V202H143ZM224 200H226V196H224ZM44 201H46V200H44ZM49 201H51V200H49ZM56 202H58V200ZM225 202H227V201H225ZM43 203H45V202H43ZM65 203H66V201H65ZM122 204H123V206L125 204L126 207H128V208L130 206L138 205V208L134 209L135 211H131V212L126 213L125 215H122L123 212L124 213L126 212V211L122 210V207H123ZM41 205H42V203H41ZM41 205H40V208H41ZM139 205H141V206H139ZM252 205H253V207H255L256 203H253ZM62 206H64V205H62ZM182 206L183 205L179 204V214H180V211L183 210L181 208ZM208 206H209L208 209L210 210L212 208L211 204L209 203ZM235 212H238L240 218L244 221V233H243V235L245 234V236H247L246 239L249 238L248 240L252 239L255 241L256 245L258 246V248L260 250L259 251L257 249L259 252L256 250L257 252L254 253L253 251L251 252V250L247 249L248 246L245 245V241L243 240V238L240 235V234H242V233H240L241 232L240 228L243 227V226L240 227V225H242L243 223L241 222L242 224L240 223V225H239V220L236 221L234 219L233 213H235ZM163 213L165 214V216L168 214V212L165 213V211ZM148 215H150V214H148ZM168 216L169 217L166 220L168 226L165 229L166 237L169 240H171L172 242L177 243V246H178V244L180 246L181 244L184 243L183 241H186V240H184V238H185L184 236H186V235L183 236L182 231L179 229V227H177V225L175 227L171 225V222H173L174 217L172 218V217H170V215H168ZM145 219L146 218H144V220ZM25 221H26V219H25ZM143 223L144 222H142V224ZM260 224H262V226H260ZM42 226L45 227L44 225H42ZM50 226H52V225H50ZM260 228H261V230H259ZM222 229L224 230L225 235H224V232L222 233ZM34 231H36V230H34ZM107 232H108V235H107ZM30 233H32V232H30ZM33 233H35V232H33ZM212 235H214V234H212ZM55 236H56V234H55ZM108 236H109V238L107 239ZM217 237L218 238L220 237V238L218 239ZM143 239L148 240V237L142 238L141 240H143ZM50 240H52V239H50ZM26 241H27V239H26ZM149 241H150V244L152 245V249H153L154 254L159 253L160 245L154 241H151V239ZM162 242H164V241H162ZM186 244H188V243H186ZM14 246H17V245H14ZM40 246H41V243H40ZM177 246H176V249H178ZM249 246H251V245H249ZM48 248H49V246H48ZM53 248H55V247H53ZM183 248H185L184 245H183ZM251 248L249 247V249H251ZM254 248H255V246H254ZM47 249H46V251H47ZM176 249L174 251H176ZM19 250H20V248H19ZM181 250H182V252L187 253L185 250L184 251H183V249H181ZM181 250H180V253H181ZM9 251H10V249H9ZM30 252H31V250H30ZM113 252H112V254H113ZM163 252H165V251H163ZM10 253H12V252H10ZM23 253H24V250H23ZM50 253H51V251H50ZM146 253H148V252L146 251ZM171 253L175 254V252H171ZM190 254H192V252H190ZM166 255H167V253H166ZM172 255L170 257H172ZM192 255H194V254H192ZM26 256H30V255H26ZM187 256L188 255H186V257ZM48 257H49V255H48ZM69 257H70V260L68 259ZM159 258H161V257H159ZM166 259H167V257H166ZM196 259H198V258H196ZM40 260L42 263L43 259L40 258ZM161 262H157V264H162ZM262 262H264V261H262ZM53 263H55V262H53ZM166 263H169V262H166ZM186 263H187V261L185 262V264ZM171 264H184V259L182 257H179V256H176V257L173 256V261L171 262ZM195 264H202V261L197 260V262Z\"/></svg>", "mask_w": 264, "mask_h": 264}]
</instances>
